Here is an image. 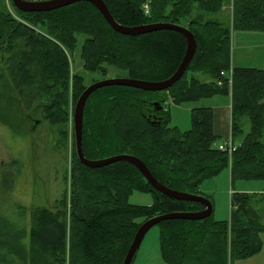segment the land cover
<instances>
[{
  "label": "trees",
  "instance_id": "16d2710c",
  "mask_svg": "<svg viewBox=\"0 0 264 264\" xmlns=\"http://www.w3.org/2000/svg\"><path fill=\"white\" fill-rule=\"evenodd\" d=\"M103 1L124 26L172 23L187 28L194 34L197 51L183 77L168 90L111 86L94 92L84 111L85 157L135 156L169 189L210 201L201 185L225 168L230 167L232 182L264 181V69L234 66L231 86L221 75L231 69L232 33L264 32V0ZM230 3L228 23L220 15ZM13 8L16 17L0 0V54L8 56V75L24 100L38 101L37 111L44 122L51 127L72 126V156L69 189L58 208L33 206L28 210L18 205L16 220L5 214V204L18 179L19 161L3 165L0 264H123L137 231L147 220L205 210L201 203L161 194L131 163L87 167L76 154L74 136L75 106L89 86L86 73L106 76L117 70L126 73L124 78L165 81L179 69L187 52V38L168 30L139 36L120 34L87 1L50 12L25 13ZM78 48L82 66L75 69L73 56ZM196 73L209 81L202 82ZM216 94L231 95L233 138L243 132L242 118L251 123L250 132L232 156L219 149L212 108L193 109L188 132L170 126L169 101L180 105ZM63 134L67 140L68 131ZM7 174L13 180L6 188ZM136 191L152 194L154 203L131 204L129 198ZM231 197L229 221L214 218L212 203V215L204 220L158 224L162 259L167 264H232L259 254L264 195L234 193Z\"/></svg>",
  "mask_w": 264,
  "mask_h": 264
},
{
  "label": "rangeland",
  "instance_id": "374dc122",
  "mask_svg": "<svg viewBox=\"0 0 264 264\" xmlns=\"http://www.w3.org/2000/svg\"><path fill=\"white\" fill-rule=\"evenodd\" d=\"M4 3L8 11L16 17L11 1L4 0ZM226 7L224 6V8ZM224 12H228V14L222 13L220 17L230 23L231 10L227 8ZM83 41L84 37L82 36L79 47ZM240 49L247 53L244 56L248 61H244V64L253 68L264 67V32L234 31L232 33V68L236 66L233 63V53L236 50L237 57L240 55ZM79 50L78 48L73 56L75 69L82 66ZM6 57L8 58V56ZM7 58L0 54V176L3 165H11L13 161H19L18 179L9 191V203L5 204V214L16 220L19 218L17 215L18 205L27 207L28 210L33 206H47L51 210L58 208V202L62 199L65 191L69 189L72 126H68L67 129L66 126L51 127L42 120L40 112L37 111L38 101L24 100L16 85L12 83L11 76L7 72ZM225 74L229 78L232 75L231 69ZM85 76L87 85H91L92 81L124 78L126 73L111 70L106 76L90 73H86ZM194 76L202 82L208 79L207 76L200 73H196ZM169 102L170 126L177 127L181 132L185 133L192 129L193 109L209 107L214 112V132L216 135L223 136L218 141L223 143L224 134L227 138L231 135L230 124L227 123L226 127L225 123L222 125L218 122L216 112L217 109L222 111V109L231 108L230 94H216L210 98L184 102L180 105ZM241 121L243 132L235 138L236 145H240L251 130V123L246 118ZM65 130L68 131L67 140L63 134ZM5 177H8L9 182L6 181L4 184L7 188L12 185L13 177L8 174ZM248 188L263 190L264 181L238 180L232 182L230 167L223 169L213 178L206 179L201 185V191L205 196L210 197L214 205V218L218 221L230 220L232 194L253 193L245 191ZM129 202L133 205L149 206L154 203V197L150 193L136 191L130 196ZM160 238L161 226L158 225L147 233L132 264H167L161 256ZM249 259L236 260L232 264L255 263V260L249 262Z\"/></svg>",
  "mask_w": 264,
  "mask_h": 264
},
{
  "label": "water",
  "instance_id": "95a60500",
  "mask_svg": "<svg viewBox=\"0 0 264 264\" xmlns=\"http://www.w3.org/2000/svg\"><path fill=\"white\" fill-rule=\"evenodd\" d=\"M80 1H87L93 4L96 7V9L102 14V16L107 21V23L112 27V29L120 34L127 36H139L156 31H163V30L177 31L183 34L187 38V42H188L187 52L179 69L169 79L161 82H150V81H142V80L129 79V78H116V79H106L103 81L95 82L89 85L85 89V91L79 97L75 106L73 125H74V136H75V144H76V154L82 164L86 165L89 168L97 169L118 162L131 163L136 168H138V170L142 173L145 179L153 186V188L156 189L161 194L175 200L196 202L206 206V209L201 212H197V213L182 212V213L164 214L149 219L145 223H143L142 226L137 231V234L129 248V251L123 263V264H132L136 253L138 252L140 246L142 245V242L144 241V238L153 227L167 220H188V221L204 220L212 215L213 205L212 202L206 197L178 192L169 189L168 187L157 181V179L151 174L145 163L135 156L123 154L101 160H88L83 153V120H84L85 106L89 97L94 92L105 87L125 86V87H132V88L141 89L145 91H152V92L168 90L183 77L184 73L188 69L197 51V41L194 37V34L190 30H188L183 26L172 23H154V24L140 25L134 27L121 25L114 19V17L110 13L107 5L103 0H11L15 8L25 13L50 12L60 8H64L66 6H69L71 4ZM157 108L159 109V107Z\"/></svg>",
  "mask_w": 264,
  "mask_h": 264
},
{
  "label": "crops",
  "instance_id": "0c3cea01",
  "mask_svg": "<svg viewBox=\"0 0 264 264\" xmlns=\"http://www.w3.org/2000/svg\"><path fill=\"white\" fill-rule=\"evenodd\" d=\"M227 8H229L230 10H231V8H232V3H230L229 5H227V7L225 8V9H227ZM226 11V10H225ZM223 13H227L228 14V12H223ZM230 14H231V12H230ZM229 14V15H230ZM221 16V15H220ZM236 50H235V52L233 53V63H234V65H236V66H242V67H250V66H248L247 64H244L243 62L244 61H248V59L246 58V56H244V55H246L247 53L245 52V51H242L241 49L239 50V52H240V55H238L237 57H236ZM243 63V64H242ZM232 67V66H231ZM250 68H253V67H250ZM255 68V67H254ZM258 69H264V67H260V68H258ZM209 80L207 79L206 81H203V82H208ZM231 103H232V99H231ZM216 112H217V121L218 122H220L222 125L225 123L226 124V127H227V123H229L230 124V127H231V135L227 138V136H226V134H224V139L225 140H228V139H232L233 140V142L235 143V138H233V135H232V105H231V108L229 109L228 108V110L227 109H222V111L221 110H219V109H217L216 110ZM247 119V118H246ZM241 120H243V118L241 119ZM248 121H249V119H247ZM223 123H222V122ZM242 122V121H241ZM245 122V121H244ZM250 122V121H249ZM224 124V125H225ZM242 126H243V123H242ZM219 137H221L222 135H220V134H217ZM223 137V136H222ZM225 140H224V142H225ZM220 144H222V142L220 143ZM245 191H247V192H253V193H257V194H263L264 195V189L263 190H252V189H250V188H248V189H246ZM202 192V191H201ZM203 193V192H202ZM260 238H261V240H262V243H263V247H264V234L263 233H261L260 234ZM252 260H255V263H251V264H264V254H263V248H262V250H261V252L259 253V254H256V255H254V256H252V257H250V259H249V262H252Z\"/></svg>",
  "mask_w": 264,
  "mask_h": 264
},
{
  "label": "built area",
  "instance_id": "2783aa9c",
  "mask_svg": "<svg viewBox=\"0 0 264 264\" xmlns=\"http://www.w3.org/2000/svg\"><path fill=\"white\" fill-rule=\"evenodd\" d=\"M231 1H232V3H233V0H231ZM145 9H146V13H148V6H147V5L145 6ZM223 9H225V8H223ZM231 10H232V8H231ZM231 72H232V68H231ZM221 75L224 76V77H227V78H228V76L225 74V72H222ZM228 79H229V80H228V83H229V85L231 86V85H232V75H231ZM218 85H219L220 87H223V86H224V82L221 81V80H219V81H218ZM236 148H237V146H236V144L233 142L232 139H228V140H226L225 142H223V143L220 144V146H219V149H220L221 151H223V152H227V153L229 154V156H232V154L234 153V151H236Z\"/></svg>",
  "mask_w": 264,
  "mask_h": 264
}]
</instances>
